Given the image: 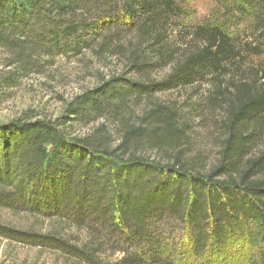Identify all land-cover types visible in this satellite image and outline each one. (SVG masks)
I'll return each instance as SVG.
<instances>
[{"label":"trees","instance_id":"16d2710c","mask_svg":"<svg viewBox=\"0 0 264 264\" xmlns=\"http://www.w3.org/2000/svg\"><path fill=\"white\" fill-rule=\"evenodd\" d=\"M181 1L0 0L1 84L86 51L123 62L121 73L75 96L54 120L0 123V210L57 221L87 239L1 221L0 239L72 264H106V251L123 254L118 264H177L161 229L174 219L186 242L178 256L222 255L243 239L253 252L246 264H264V72H228L244 55L264 57V0H214L220 21L187 34L178 24ZM204 82L205 111L194 118L223 117L210 166L205 153L192 154L184 107L154 100ZM95 124L84 135L70 131ZM109 124L118 127L117 143Z\"/></svg>","mask_w":264,"mask_h":264},{"label":"rangeland","instance_id":"374dc122","mask_svg":"<svg viewBox=\"0 0 264 264\" xmlns=\"http://www.w3.org/2000/svg\"><path fill=\"white\" fill-rule=\"evenodd\" d=\"M183 16L178 20L181 32L187 34L196 26L206 23L219 22L220 12L214 0H182ZM236 29H234L235 31ZM242 38H241V37ZM248 35H239L238 42ZM7 53L0 48V79L7 73L4 62ZM241 63L229 66V74L237 77L254 78L256 69L264 72V57L260 59L248 58ZM123 62L121 58H105L98 60L91 51L84 52L79 57L61 56L55 60V64L44 74H33L21 78L13 86L0 83V123L25 118H46L54 120L63 114L66 105L78 94L95 87L102 78H108L113 74L121 73ZM168 70L161 71L157 77L162 78ZM211 87L207 82L199 83L191 87L159 93L154 100L166 105L183 106L184 117L189 119L191 134L192 154L205 153L208 165H213L217 159L220 142V123L223 121L221 112H204L203 119L194 118L197 109H203L204 102ZM144 103L135 108L136 113L141 112ZM98 124V123H97ZM81 128L75 125L70 128L74 134L84 135L91 128ZM113 139L118 142L119 131L117 125H108ZM260 150L258 145L255 148ZM145 155L151 158H159L155 151H145ZM0 221L22 229H36L49 231L54 228L63 229L68 235H72L80 241L87 239L86 233L57 221L45 220L26 213H14L8 210H0ZM161 229L166 241V251L176 257L177 264H246L252 256V249L243 239H237L222 255L206 254L201 257L192 256L183 252L177 255L179 244H184L182 228L178 221L167 220ZM123 254L106 251L102 258L106 264H118ZM0 264H72L67 263L58 253L41 249L35 246L11 243L0 239Z\"/></svg>","mask_w":264,"mask_h":264}]
</instances>
